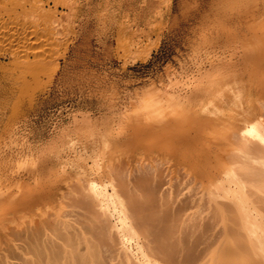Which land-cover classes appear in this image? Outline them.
Masks as SVG:
<instances>
[{"label": "bare ground", "instance_id": "1", "mask_svg": "<svg viewBox=\"0 0 264 264\" xmlns=\"http://www.w3.org/2000/svg\"><path fill=\"white\" fill-rule=\"evenodd\" d=\"M32 1L0 0V41L31 77L22 91L52 59L66 16L20 17L33 10ZM47 1L69 14L78 5ZM226 3L230 12L221 5L215 15L222 21L217 32L237 23L222 35L242 41L240 76L208 84L201 112L179 101L151 104L126 121L121 139L97 129L79 150L67 145L51 181L38 173L17 192L0 188L7 206L0 210V264H264V0ZM117 144L125 148L121 172L115 168L120 157L104 155ZM155 165L164 167L162 179ZM137 171L147 174L137 178ZM183 223L196 224L202 239L192 250L194 236L187 235L188 247L177 240L187 231Z\"/></svg>", "mask_w": 264, "mask_h": 264}, {"label": "rangeland", "instance_id": "2", "mask_svg": "<svg viewBox=\"0 0 264 264\" xmlns=\"http://www.w3.org/2000/svg\"><path fill=\"white\" fill-rule=\"evenodd\" d=\"M103 1L78 0L69 14L68 9H54L47 0H34L37 2L32 7L34 11L27 7L28 11L20 15L38 22L44 17L51 21L66 14L58 26L59 42L51 49L53 57L48 68L39 73L30 89L27 86L31 77L21 73L17 58L10 54L5 40L0 41L2 191L6 185L9 191L17 192L18 186L33 183L38 173L45 181H51L61 171L58 157L64 156L65 151H61L67 145L74 143L79 150L82 143L92 142L97 129L103 133L109 130L108 137L121 139L126 121L135 113H143L151 104L167 107L179 101L201 112L205 87L232 74L240 76V70L246 67L241 63L242 41L234 36L235 40L226 42L222 35L236 29L237 23L232 22L217 32L222 23L221 19H215L218 8L222 5V10L230 12L226 2L231 0ZM154 12L158 13L157 17ZM1 16L5 19V10L0 12ZM119 26L124 32L118 31ZM242 76L245 81L249 79L245 73ZM25 81L28 89L22 91ZM195 85L198 87L193 90ZM124 151L123 145L117 144L104 154L111 152L120 157L115 159L119 172L126 168ZM155 166L157 176L162 179L164 167ZM146 172L155 174L154 170ZM136 173L133 175L137 178L147 174ZM8 176L15 178L8 181ZM4 199L0 198V210L7 209ZM2 223L5 224L0 220V226H5ZM178 224L173 228L179 227ZM185 230L177 235V240L187 246L191 243L188 236H194L195 243L189 245L192 250L196 241L202 239L196 224ZM4 231L0 229V235ZM186 246L184 249H189Z\"/></svg>", "mask_w": 264, "mask_h": 264}]
</instances>
